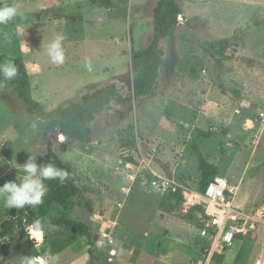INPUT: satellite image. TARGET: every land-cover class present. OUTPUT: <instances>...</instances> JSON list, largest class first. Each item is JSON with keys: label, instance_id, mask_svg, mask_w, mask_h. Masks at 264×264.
Here are the masks:
<instances>
[{"label": "rangeland", "instance_id": "1", "mask_svg": "<svg viewBox=\"0 0 264 264\" xmlns=\"http://www.w3.org/2000/svg\"><path fill=\"white\" fill-rule=\"evenodd\" d=\"M111 1L0 0L18 6L0 25V55L23 56L32 96L47 110L111 83L132 98L97 115L87 126L91 141L83 143L45 134V121L0 87V186L23 175L30 154L48 164L51 146L78 182L82 206L71 215L92 231L90 241L52 226V210L50 229L31 239L17 220L22 209L0 198V231L16 223L0 240V264H20L25 255L47 256L50 264H264V220L209 258L212 242L198 234L203 200L193 204L201 177L196 140L234 187L235 205L264 209V0L258 7L252 0H178L183 21L160 40V75L144 98L134 97L130 56L153 39L158 0ZM58 36L61 63L47 52ZM196 129L213 134L197 137Z\"/></svg>", "mask_w": 264, "mask_h": 264}, {"label": "trees", "instance_id": "2", "mask_svg": "<svg viewBox=\"0 0 264 264\" xmlns=\"http://www.w3.org/2000/svg\"><path fill=\"white\" fill-rule=\"evenodd\" d=\"M102 5L111 7V0H98ZM183 11L178 0H158L154 9V36L148 45L132 54L131 69L133 77V92L135 98L141 95L153 93L160 75V67L163 64V50L160 47V40L175 35L179 17L183 21ZM181 15V16H180ZM11 60L18 68V75L12 81H3L1 88L13 92L22 99L27 111L31 115H38L45 121V134L57 133L63 136L64 140H78L83 143H90L91 138L87 131L88 124L97 115L109 109L113 102H129L131 97L122 94L116 83L108 84L90 94H86L81 101H71L66 105L58 106L53 110H47L44 104L32 96L31 76L26 62L21 55L9 56L0 55V63ZM197 137H210L213 133L201 129L194 130ZM193 150L197 156L200 177V191L203 193L208 184L219 175L218 167L210 162L202 153L196 140L193 143ZM48 160L55 166L66 170L69 178L63 183L57 180H45L46 187L43 202L36 206L22 208L18 223L26 228L31 239L35 236L30 234L31 225L37 220L45 222L52 210H56L57 217L51 219L52 226H66L92 240V231L88 223L73 218L72 211L77 206H82L80 200H76L79 190L78 182L75 179L73 168L65 163L50 146L48 147ZM129 162L134 163L133 158ZM180 190L173 192L177 196ZM203 209L202 207H199ZM15 219L10 221L1 231L0 240L15 227ZM102 264V263H101Z\"/></svg>", "mask_w": 264, "mask_h": 264}, {"label": "clouds", "instance_id": "3", "mask_svg": "<svg viewBox=\"0 0 264 264\" xmlns=\"http://www.w3.org/2000/svg\"><path fill=\"white\" fill-rule=\"evenodd\" d=\"M18 15V6L4 5L0 6V25H7ZM63 36H58L48 45V55L55 63L63 61V53L61 43ZM18 75V68L11 60L0 63V86L3 81H12ZM61 139H63L61 137ZM17 168V164L12 163ZM23 169V175L17 176L15 181H7L0 186V198L3 199L4 205L11 209H22L26 205L36 206L43 202L46 187L45 180H59L63 183L69 178V173L53 163L42 164L37 163V156L30 154L27 161L20 165ZM50 225L46 222L37 220L31 225L30 234L35 236L37 233H43L46 228L50 229ZM20 264H50L47 256H30L25 255L20 259Z\"/></svg>", "mask_w": 264, "mask_h": 264}, {"label": "built area", "instance_id": "4", "mask_svg": "<svg viewBox=\"0 0 264 264\" xmlns=\"http://www.w3.org/2000/svg\"><path fill=\"white\" fill-rule=\"evenodd\" d=\"M155 180L153 183L159 189L168 187V182ZM229 180L222 175H217L208 184L205 192H197L193 204L202 199V217L204 225L199 228L198 234L212 242L208 248V257L216 250L218 245L224 248L230 246L237 234L247 236L256 231L258 225L264 220V209L258 208L254 212H245L234 203L235 191ZM111 237L110 233H105Z\"/></svg>", "mask_w": 264, "mask_h": 264}, {"label": "crops", "instance_id": "5", "mask_svg": "<svg viewBox=\"0 0 264 264\" xmlns=\"http://www.w3.org/2000/svg\"><path fill=\"white\" fill-rule=\"evenodd\" d=\"M253 2V4L256 6V7H258V5H256V3L258 4V1H260V0H252ZM132 2V1H131ZM140 24H136V26H139ZM130 37H131V35H130ZM132 40H133V38H131ZM136 39H137V37H136ZM148 45V44H147ZM130 57H132V55L130 56ZM3 144H4V142L2 141L1 142V146H3ZM0 168H1V166H0ZM7 169H9V168H7ZM0 180H1V178H0ZM1 182V181H0Z\"/></svg>", "mask_w": 264, "mask_h": 264}, {"label": "water", "instance_id": "6", "mask_svg": "<svg viewBox=\"0 0 264 264\" xmlns=\"http://www.w3.org/2000/svg\"><path fill=\"white\" fill-rule=\"evenodd\" d=\"M179 21V20H178ZM181 24V23H180ZM130 83L132 84L133 83V77L132 79L130 80ZM148 95H151V93H149ZM146 95H141L140 98H144ZM58 140V138H57ZM59 141V140H58ZM22 235H25V232H22Z\"/></svg>", "mask_w": 264, "mask_h": 264}, {"label": "bare ground", "instance_id": "7", "mask_svg": "<svg viewBox=\"0 0 264 264\" xmlns=\"http://www.w3.org/2000/svg\"><path fill=\"white\" fill-rule=\"evenodd\" d=\"M59 140V139H58Z\"/></svg>", "mask_w": 264, "mask_h": 264}]
</instances>
